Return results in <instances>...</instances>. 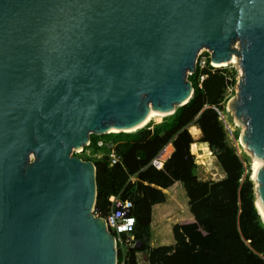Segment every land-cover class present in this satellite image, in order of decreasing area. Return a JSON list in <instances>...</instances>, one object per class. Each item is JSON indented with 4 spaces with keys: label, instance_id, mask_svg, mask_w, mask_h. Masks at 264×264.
Masks as SVG:
<instances>
[{
    "label": "water",
    "instance_id": "95a60500",
    "mask_svg": "<svg viewBox=\"0 0 264 264\" xmlns=\"http://www.w3.org/2000/svg\"><path fill=\"white\" fill-rule=\"evenodd\" d=\"M203 45L238 57L227 109L264 159V0H0V264H117L72 150L186 103ZM250 179L264 210V163Z\"/></svg>",
    "mask_w": 264,
    "mask_h": 264
},
{
    "label": "trees",
    "instance_id": "16d2710c",
    "mask_svg": "<svg viewBox=\"0 0 264 264\" xmlns=\"http://www.w3.org/2000/svg\"><path fill=\"white\" fill-rule=\"evenodd\" d=\"M203 54L205 64L197 60L187 75L192 95L173 113L133 131L90 133L92 154L73 153L95 165V211L105 214L111 195L130 201L136 244L127 249L124 264H139V254L146 264H264V222L254 204L250 163L227 143L218 117L225 110L226 92L234 91L237 69L213 66L208 52ZM190 125L200 129L198 140L215 155L221 178L198 175ZM99 138L114 142L119 161L109 164L108 149L97 144ZM163 147L162 157L169 156L158 169L150 161ZM176 181L185 191L192 218L172 225V243L153 246L152 205L164 201L169 193L165 188ZM121 259L118 249L117 264Z\"/></svg>",
    "mask_w": 264,
    "mask_h": 264
},
{
    "label": "rangeland",
    "instance_id": "374dc122",
    "mask_svg": "<svg viewBox=\"0 0 264 264\" xmlns=\"http://www.w3.org/2000/svg\"><path fill=\"white\" fill-rule=\"evenodd\" d=\"M203 52H208V54L210 55V51L207 48H201L198 53H203ZM211 64V63H210ZM213 65V64H211ZM227 66H234L237 69V81L238 78L241 75V69L239 67V62L237 60L236 63H228L226 64ZM237 81L236 84L233 88V92L231 91H227L226 92V96H228V99L236 96L237 94ZM224 114V123L227 124V128L225 130L226 132V141L229 145H231L233 148L236 149V151H238V148L241 150L240 152H238V154L240 155H245L248 157L249 163H250V167L252 166V162H253V155L251 152H249L246 149V145L243 143L241 134L245 129V125L241 124L239 122V120L237 119V117L235 116V114L229 109H227V102L225 105V110L222 111ZM164 118V117H163ZM163 118L161 119V121L163 120ZM159 121V122H161ZM159 122H150L147 125L153 126L156 123ZM189 132L191 133L193 140H194V144H193V152L195 153V155L197 156V161H195L198 164V175L203 178V179H218L221 178L223 176V172L221 171V169L219 168V166L216 164V158L215 155L213 154V152L207 147L206 144L201 143L198 139L201 135V131L200 129L196 126V125H190L189 126ZM238 145V146H237ZM84 148L82 150H72V153H76L79 155H90L92 154L90 149L87 148L86 146H83ZM90 151V152H89ZM164 154V153H163ZM194 155V157H195ZM204 157H208L209 159L207 161L203 160L202 158ZM253 166L251 167V177L253 178ZM172 198H171V203L176 205V214H173L172 212L168 215L165 216V218H163L161 220L162 222V234L163 236L166 235L167 237L165 238V240H167L168 238H170V242H172L173 239V235L172 232H168L166 231V228L170 226V223H172L175 219H180L183 218V220L188 219V216L191 215L189 209H188V205H187V196L185 194L184 189L182 188V185L180 184V187H174L172 188ZM257 201H255V203L257 204ZM175 202V203H173ZM153 218H154V230L161 228L160 227H156V214L155 211L153 212ZM164 226H167L166 228H164ZM140 259L141 262L143 263V259H144V255L140 254Z\"/></svg>",
    "mask_w": 264,
    "mask_h": 264
},
{
    "label": "built area",
    "instance_id": "2783aa9c",
    "mask_svg": "<svg viewBox=\"0 0 264 264\" xmlns=\"http://www.w3.org/2000/svg\"><path fill=\"white\" fill-rule=\"evenodd\" d=\"M204 53V52H203ZM203 53H198L196 61L198 60L199 65L203 66L205 64L206 56ZM211 63V62H210ZM215 66V65H213ZM219 119L223 123V127L226 129L227 124L224 121V114L222 111L219 113ZM98 145H104L108 149L109 164L116 163L119 161V156L114 150V142L111 140H103L99 138L97 140ZM90 139L86 142L84 146L89 148ZM238 146V145H237ZM84 147H82L83 149ZM81 149V150H82ZM90 149V148H89ZM164 147L151 159L150 164L156 168H162L164 160L169 156L162 157ZM241 150L238 148V152ZM90 152V151H89ZM99 155V153H97ZM110 205L108 211L105 214H101L94 210L93 213L96 216L102 217L107 229L114 235L116 252L119 249L122 254L121 264H124L127 249L134 244H136V239L134 235L135 217L130 212V201H123L118 196L111 195L109 197ZM139 264H146L141 262L140 255H138Z\"/></svg>",
    "mask_w": 264,
    "mask_h": 264
},
{
    "label": "bare ground",
    "instance_id": "6f19581e",
    "mask_svg": "<svg viewBox=\"0 0 264 264\" xmlns=\"http://www.w3.org/2000/svg\"><path fill=\"white\" fill-rule=\"evenodd\" d=\"M201 48H208L210 52L213 51V49L210 48V47H208L207 45H203ZM237 60H238V57L235 54H233L232 55V58L229 61H213V60H211V63L213 65H215V66H221V65H226L228 63H236ZM232 112L235 114V111L234 110H232ZM169 113H170L169 111H162L160 109H154L152 107H149L147 114L141 120V122H139L138 124H136L134 126H131V127H125V128H118V127L112 126L107 131H120V129H122L124 131L137 130V129L143 127V126H146L150 122H159V121H161V119L164 116L169 115ZM237 119H238V117H237ZM243 143L246 145V149H247V144L244 141H243ZM73 149L79 151V150L82 149V146L79 145V146H77V147H75ZM249 152H251V151H249ZM208 159H209L208 157H204V158H202V161L203 160L207 161ZM263 163H264V159L263 158H260V157H257V156H254L253 155V162H252V166H253V168H252L253 169V179L255 177V173H256L257 169L259 167H261L263 165ZM255 205H256L257 209L259 210V212H260V214L262 216V219L264 221V210H263L262 206L260 205L259 201H257V204L255 203Z\"/></svg>",
    "mask_w": 264,
    "mask_h": 264
},
{
    "label": "crops",
    "instance_id": "0c3cea01",
    "mask_svg": "<svg viewBox=\"0 0 264 264\" xmlns=\"http://www.w3.org/2000/svg\"><path fill=\"white\" fill-rule=\"evenodd\" d=\"M180 182L179 181H176L174 182L170 187L168 188H165L167 190V192H169L168 194L165 192L166 194V198L164 201L162 202H158V203H155L152 205V218H151V245L153 246H156V245H161V244H169V243H172L173 242V239H172V242H170V238H168L167 240H165V238L168 236L165 235L163 236L162 234V229H163V226L161 225L162 222L161 220L163 218H165L166 215L170 214L171 212L173 214H176V205L172 204L171 203V198L173 196L172 194V188L174 187H177L179 186L180 187ZM183 188V187H182ZM175 203V202H173ZM155 211V214H156V227H160L161 228H158L156 230H154V224H153V212ZM192 218V214L190 216H188V219H185L183 220V218H180V219H175L172 223H170V226L167 227V226H164V228H166V231L167 233L168 232H172V225L175 223V222H181V221H186V220H191ZM140 255V254H139ZM143 261L145 262V256H144V259Z\"/></svg>",
    "mask_w": 264,
    "mask_h": 264
}]
</instances>
